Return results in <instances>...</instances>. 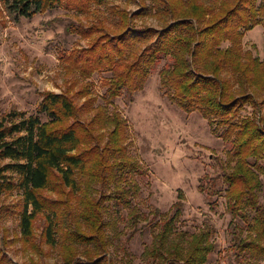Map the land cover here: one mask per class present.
<instances>
[{
	"label": "trees",
	"instance_id": "16d2710c",
	"mask_svg": "<svg viewBox=\"0 0 264 264\" xmlns=\"http://www.w3.org/2000/svg\"><path fill=\"white\" fill-rule=\"evenodd\" d=\"M0 1L10 13L25 17L57 6L86 13L93 4H105V0ZM139 2L138 12L112 8V32L103 31L107 26L102 22L78 31L90 39L88 46L63 56L68 75L77 73L87 80L96 72L111 73L104 79L105 104L95 105L97 99L89 97L90 83L79 84L75 78L64 92L43 93L38 112L48 117L46 121L20 110L0 118V162L7 160L0 163V196L21 193L25 242L33 239V221L44 216L45 243L59 245L60 264H112L104 256L110 245L107 226L113 224L105 219V203L130 204L140 185L128 178V172L142 167L129 154L127 119L109 106L123 89L142 90L152 68L169 56L171 65L159 72L161 87L184 112L199 111L212 133L232 145L221 167L227 209L244 224L232 223L236 250L245 255V264H264V57L255 54V44L243 47L248 31L260 24L264 28V0H151L150 6L146 0ZM149 8L160 29L134 24ZM83 97L79 104L77 99ZM247 106L252 112L243 115ZM205 179L200 178L202 192ZM45 190L64 199H53ZM157 210L160 228L154 247L145 254H157L164 264H208L216 248L212 226L205 222L194 233L177 231L181 199L169 211ZM0 264L19 263L10 261L0 245ZM29 264L42 263L31 259Z\"/></svg>",
	"mask_w": 264,
	"mask_h": 264
},
{
	"label": "rangeland",
	"instance_id": "374dc122",
	"mask_svg": "<svg viewBox=\"0 0 264 264\" xmlns=\"http://www.w3.org/2000/svg\"><path fill=\"white\" fill-rule=\"evenodd\" d=\"M146 1L150 6L151 0ZM113 7L138 12L141 4L139 0H105L103 5L93 4L86 13L57 6L25 17L10 13L0 1V118L10 111L20 110L46 121L48 117L38 112L43 93L64 92L75 78L79 84L90 83L89 97L97 99L95 105L105 104L104 79L111 73L96 72L87 80L77 73L68 75L63 56L74 48L88 46L90 39L83 38L78 31L89 30L91 25L102 22L107 26L103 31L112 32ZM152 13L149 8L145 15L135 19L137 28L160 29L161 23ZM258 26L246 33L243 47L249 49L255 44V54L263 58L264 28L261 24ZM171 63L169 56L162 57L152 68L142 90L129 93L123 89L109 106L127 119L129 154L138 159L142 170L128 172V178L140 185L139 194L131 198L130 204L115 200L105 203L108 208L105 219L113 224L107 226L110 245L104 256L112 264H164L157 254L145 252L154 247L160 228L157 209L160 213L169 211L181 199L183 214L177 231L194 233L205 222L213 228L216 248L208 264H245V255L236 250L232 223L244 224L227 209V186L222 178L221 164L227 160L232 145L212 133L199 111L184 112L170 99V92L161 87L159 72ZM77 100L81 104L85 98ZM250 112L252 108L247 106L242 114ZM5 162L7 160L0 163ZM201 177L206 178L202 182L203 192L199 190ZM96 187L108 191L105 186ZM44 194L64 199L53 191L45 190ZM22 209V195L18 191L0 196V245L7 257L19 264H29L31 259L42 264H60L59 245L51 247L45 243L43 215L33 221L32 241L22 239ZM134 212L136 217H131ZM32 242L40 251L31 248Z\"/></svg>",
	"mask_w": 264,
	"mask_h": 264
},
{
	"label": "crops",
	"instance_id": "0c3cea01",
	"mask_svg": "<svg viewBox=\"0 0 264 264\" xmlns=\"http://www.w3.org/2000/svg\"><path fill=\"white\" fill-rule=\"evenodd\" d=\"M256 27H259V26H256ZM255 28V27H254Z\"/></svg>",
	"mask_w": 264,
	"mask_h": 264
}]
</instances>
